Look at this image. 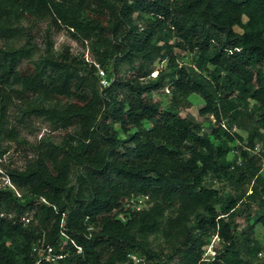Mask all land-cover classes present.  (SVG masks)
<instances>
[{
	"label": "trees",
	"instance_id": "trees-1",
	"mask_svg": "<svg viewBox=\"0 0 264 264\" xmlns=\"http://www.w3.org/2000/svg\"><path fill=\"white\" fill-rule=\"evenodd\" d=\"M62 29L86 44L90 61L67 46L55 52L53 32ZM179 52L195 53L198 69L176 66ZM162 60L168 72L151 77ZM164 85L165 108L151 97ZM191 94L216 122L208 132L176 110ZM32 118L55 135L30 142L20 127ZM236 129L247 133L233 147L239 164L229 160L228 143L243 142ZM260 153L264 0H0V178L10 184L0 185V264H33L40 241L64 255L50 264H264L254 258L264 233L259 242L229 222L249 199L259 204L249 230L264 232ZM208 177L239 195L217 209ZM142 196V208L127 206ZM215 233L224 253L203 260ZM152 235L170 252L157 254Z\"/></svg>",
	"mask_w": 264,
	"mask_h": 264
},
{
	"label": "rangeland",
	"instance_id": "rangeland-1",
	"mask_svg": "<svg viewBox=\"0 0 264 264\" xmlns=\"http://www.w3.org/2000/svg\"><path fill=\"white\" fill-rule=\"evenodd\" d=\"M136 15H134L135 17ZM146 21V18H139V20L137 22H139V25H143V23ZM236 30L239 31L238 28H236ZM53 42H54V50L55 52H59L61 51L62 47L67 46L69 48V51L78 56V57H83L85 60L90 61L92 59L91 54L86 46L85 43L81 42V41H77L74 38H72L69 33L65 30H59V31H54L53 32V36H52ZM161 44V42L159 43ZM177 52V51H176ZM178 57L175 58L174 62L176 66H191V67H196L198 69V62H199V58L196 56L195 53H189V52H179L178 53ZM208 68V70H211L213 67H211L210 65H207V67H204L201 70V72H203V74L207 75L206 69ZM129 69V66L127 65H123L120 68V74H125V72H127V70ZM168 72V68L166 67V60H162V61H156L155 65H154V69L151 73V77H155L157 76L158 73H167ZM100 76L102 77V79H106L107 83L108 79L106 76L107 73H103L101 74L99 71ZM109 78H111V76H109ZM101 79V80H102ZM102 81H100L101 83ZM102 84V83H101ZM103 86V85H102ZM151 97L154 101L159 102V104L161 105V107L165 108L167 107V105L170 103L171 101V93L169 91L168 85H164V87L161 90H157V91H153L151 94ZM248 107L252 110L255 108L256 103L254 100L249 99L248 101ZM203 105L202 100L195 94H191L189 95L186 99H182L179 100V102H177V107L176 110L177 112L181 115V116H186V115H193L196 120L204 127V129L202 131L204 132H208L209 131V127L210 126H215L216 122H214V118L212 117V115H206V116H202L198 113L199 108ZM146 126H148V124H145ZM236 131L242 136L243 138V142H233V143H228V147L231 148V151L229 153V160L235 159V157L233 156V152L234 151H238L241 152L240 149H233V147L236 146H243V144H245L246 142V137H247V133L245 131L242 130H237ZM20 133L22 136L26 137L30 142L35 143L36 141L39 140V138L42 135L45 134H50V135H55V132H51L50 127L47 123L43 122L40 119L37 118H32L30 119L27 124H25L24 126L20 127ZM215 143H219L220 141H217L215 138L212 139ZM259 159L257 161V165H261L262 164V159H263V155L260 153L259 154ZM264 169V168H263ZM79 172L78 168H74L72 175H71V183L74 184L76 181V176ZM260 174L262 173V175H264V170L260 169ZM253 177H248V180L245 181L244 183V191L249 189L250 184L253 182ZM206 185H210L213 186L215 188L219 189V194H220V202L217 203L216 207L217 209L220 208V203H223L224 200L228 197V196H238L239 192L233 190L228 184H222L220 182L217 181H212L210 180V178L208 177V179H206ZM10 185L8 183V181L4 180L3 178H0V185ZM246 192V191H245ZM245 192H243L242 194H245ZM243 203V204H242ZM242 203H238L236 206V210L239 212L237 213V215L230 220L229 222L232 225V228L238 233V232H242V230H246L249 232L250 236L256 238L259 242H263V229L259 226V225H255L253 224L252 230H249V226L253 223L252 222V215L258 211L259 208V204L258 202L254 201L252 202L249 199H245L244 202ZM245 204L249 205L248 209H245ZM144 206V203L142 204ZM192 225V222L189 223L188 226ZM149 240H151V244H152V248L153 250H155L157 252V254H161L162 256L165 255L166 253L170 252V245L169 243L161 236V235H152L149 237ZM223 244H220L218 251L220 253H224V249L222 247ZM221 248V249H220ZM259 252H264V243L262 245V248L258 251ZM257 255L254 257L255 260H261L264 258H261L259 255ZM136 257V255H133ZM244 258H246V256L243 254Z\"/></svg>",
	"mask_w": 264,
	"mask_h": 264
},
{
	"label": "built area",
	"instance_id": "built-area-1",
	"mask_svg": "<svg viewBox=\"0 0 264 264\" xmlns=\"http://www.w3.org/2000/svg\"><path fill=\"white\" fill-rule=\"evenodd\" d=\"M101 74H103L102 71H100ZM102 85L106 86L108 85L106 79L101 80ZM260 144H256L254 151H259L260 149ZM233 156L235 157V164H239L242 160L241 155L239 154L238 151L233 152ZM262 168H264V160L262 161ZM252 192L251 187L247 190V193L250 194ZM147 197H132L128 202L127 206L140 209L143 207V203H145V200ZM28 221V219H26ZM223 243L222 237L218 234L215 233L209 240V242L206 244L205 251L203 253V260L206 261H212L215 260L216 257L218 256V249L220 244ZM81 248L77 247V251H80ZM32 251L36 254V258L33 262V264H50L56 260H59L62 258L64 255L57 252L54 246L44 242L40 241L39 243L35 244L32 248ZM258 255L261 258H264V252H259ZM131 259L134 261V263H140L142 261L141 258H138L137 256H133L132 254L130 255Z\"/></svg>",
	"mask_w": 264,
	"mask_h": 264
}]
</instances>
